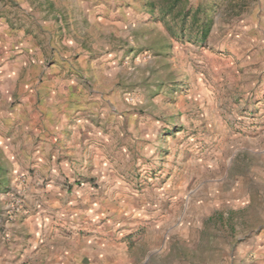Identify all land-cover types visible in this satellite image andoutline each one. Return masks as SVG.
<instances>
[{
    "label": "rangeland",
    "instance_id": "1",
    "mask_svg": "<svg viewBox=\"0 0 264 264\" xmlns=\"http://www.w3.org/2000/svg\"><path fill=\"white\" fill-rule=\"evenodd\" d=\"M30 211L80 264L264 260V0H0V240Z\"/></svg>",
    "mask_w": 264,
    "mask_h": 264
},
{
    "label": "crops",
    "instance_id": "2",
    "mask_svg": "<svg viewBox=\"0 0 264 264\" xmlns=\"http://www.w3.org/2000/svg\"><path fill=\"white\" fill-rule=\"evenodd\" d=\"M51 1V0H49ZM50 9V8H49ZM43 23V22H41ZM42 146V144H41ZM39 146L38 151H36L34 154L31 153H24L23 157H26L30 159V157L34 159H38L39 161H49L51 153L49 150H43ZM41 185H39L40 187ZM38 188V186L36 187ZM27 190H31V186L27 187ZM39 191H41V188H39ZM27 213V212H26ZM28 214V213H27ZM25 221L20 227H23L25 229V232L23 233L24 237L19 240V242H16L18 244V248H15L16 244L10 243L3 240H0V264H25L23 259H28V257H31L33 255L34 259L37 261H34L35 264L42 263L44 258H49L47 252H50V256H53L52 254H59L61 259H71L74 260V264H80V260H82L83 256L89 255L91 258H93L94 262H99L101 255L103 257H106L109 261V251L108 249L104 248H96L94 245L89 244L87 239L83 240H77L75 244H73L72 247L69 248H63V249H54V248H43L40 245V235L37 237L33 235L32 238L27 236V232L31 233L32 228L35 231V234H41L44 227V219L41 215V212L33 213V211H30L27 217H25ZM51 223L50 221H48ZM48 223V224H49ZM11 235H13L11 233ZM27 237V238H26ZM51 241L48 243L50 244ZM88 243V244H87ZM23 249V250H22ZM46 253V254H45ZM18 256H20L18 258ZM18 259V261H16ZM22 259V260H19ZM39 261V263H37ZM108 264V263H106ZM258 264H264V260L260 261Z\"/></svg>",
    "mask_w": 264,
    "mask_h": 264
},
{
    "label": "trees",
    "instance_id": "3",
    "mask_svg": "<svg viewBox=\"0 0 264 264\" xmlns=\"http://www.w3.org/2000/svg\"><path fill=\"white\" fill-rule=\"evenodd\" d=\"M209 30H210V25L206 23V25H204V31L202 33V36L204 38H206V36L208 35Z\"/></svg>",
    "mask_w": 264,
    "mask_h": 264
}]
</instances>
